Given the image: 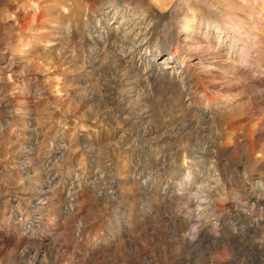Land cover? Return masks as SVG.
Masks as SVG:
<instances>
[{
    "label": "rangeland",
    "instance_id": "obj_1",
    "mask_svg": "<svg viewBox=\"0 0 264 264\" xmlns=\"http://www.w3.org/2000/svg\"><path fill=\"white\" fill-rule=\"evenodd\" d=\"M255 198L264 0H0V236L22 242L0 264H53L49 234L72 246L55 264H264ZM196 213L213 238L188 247Z\"/></svg>",
    "mask_w": 264,
    "mask_h": 264
},
{
    "label": "bare ground",
    "instance_id": "obj_2",
    "mask_svg": "<svg viewBox=\"0 0 264 264\" xmlns=\"http://www.w3.org/2000/svg\"><path fill=\"white\" fill-rule=\"evenodd\" d=\"M146 11H147V9H146ZM147 12H149V14L151 15L152 14V12L151 11H147ZM184 24H188V22L186 21V22H184ZM189 25V24H188ZM186 26L184 29H185V33H184V37L181 39V40H178V38H176L178 41H179V43L183 46V49H184V51H185V53L186 54H188V53H190V51L192 50L191 48V46L189 45V46H186V44H187V41H190V36H191V34H192V29H191V27L190 26ZM138 43L139 42H137V44L136 43H134V44H131L130 45V47H132V48H134V47H136L137 45H138ZM162 51H158V52H152V53H150L149 55H148V57H146V65H145V67H144V69H143V71H142V74L144 73V74H147V75H153L154 77H156L157 78V80L159 81V80H161L162 78H165L166 76H168L166 73H165V69H168V65L169 64H173L174 63V58L173 57H167V62H158V61H160V57H161V55H162ZM197 64H200V62H198ZM170 67V66H169ZM179 70H180V72L184 75L187 71H188V69L190 68V64L189 65H187L186 63H185V61H182L181 62V64L179 65ZM140 71V70H139ZM141 73V72H140ZM150 75V76H151ZM146 76V75H145ZM185 77V76H184ZM155 78V79H156ZM157 82V81H156ZM201 113L203 114V116L204 117H206L207 116V114L209 113L208 112V110L206 109V108H203V109H201ZM145 185V184H144ZM155 185V184H154ZM154 185L153 184H150L149 185V187H148V189L149 190H154ZM143 186V185H142ZM146 188V187H145ZM148 190V191H149ZM156 191V190H155ZM163 194V193H162ZM262 199V198H261ZM261 199L259 200V199H256L255 198V200H254V202H257V203H260L262 206H263V208H264V202L263 201H261ZM70 202H71V199L69 200ZM262 210V209H261ZM260 210V211H261ZM261 213H264V211L262 212L261 211ZM260 213V216H263V214H261ZM151 217H152V215H150ZM240 216H242V218H244L245 220H250V214L249 215H242V214H240V213H238L237 214V218L239 217L240 218ZM259 216V217H260ZM192 217H193V215H192ZM42 219L41 218H37V221H41ZM154 220V219H153ZM203 220H204V218L202 217V215H198L197 213H196V215H195V224H198L199 226H200V228H199V230L198 231H195L194 229L193 230H191L190 232H188L186 235H185V241H186V244L188 245V247L190 246H192L193 244H194V242H196L197 240H199L198 242H202V241H206V240H208V239H210V238H213L210 234H209V232H208V229H203L204 228V226H203ZM148 221H149V219H148ZM206 221V220H205ZM156 222V221H155ZM259 222H263L262 223V226L264 227V221H259ZM260 223V224H261ZM28 224V225H27ZM27 224H25V222H22L21 221V223H20V227H23V229L24 230H26V231H30L31 230V227H32V224L31 223H27ZM214 224V223H213ZM153 225V224H152ZM145 227H143V230H142V232H145V233H148L149 232V236H150V238L154 241V240H156V237H157V232H156V229L153 227V226H151V225H144ZM216 227H217V225H215ZM214 227V226H213ZM223 227H225V226H223ZM212 228V227H211ZM252 229V228H251ZM160 231V230H159ZM124 234V233H123ZM126 234V233H125ZM124 234V235H125ZM127 236V235H126ZM149 238V237H148ZM62 239H63V237H62ZM31 240H33V239H31ZM30 240V241H31ZM47 243H46V249L45 250H43V254L46 256V257H48V258H50V260H52V263L53 264H55V263H57L59 260H61L65 255L63 254V252H59L57 249H56V247H60L65 253L67 252V251H70V249L72 248V246L70 247V243L69 244H64V245H60V244H56L55 245V242H56V239H55V237H54V235H50L49 234V236L47 237ZM127 240V239H126ZM136 240V239H135ZM28 241V240H27ZM35 240H33V242H34ZM236 241V240H235ZM0 242L1 243H3V244H9V245H11V246H13V248L14 249H16V248H19V246H21V241H16L15 243H12L11 242V240L9 239V238H7V237H3V236H0ZM36 242V241H35ZM35 242L33 243V244H35ZM39 244H41L42 243V241L40 240V241H37ZM61 242V241H60ZM135 242V241H134ZM137 242V241H136ZM26 243V242H25ZM138 243V242H137ZM158 243H159V241H158ZM162 243V242H161ZM237 243H238V241H237ZM134 244H136V243H134ZM134 244H133V246H134ZM155 244V243H154ZM157 244V243H156ZM236 244V243H235ZM240 244V243H239ZM117 245V244H116ZM139 246V245H138ZM169 246V245H168ZM239 246V245H238ZM252 246V245H251ZM27 248V247H26ZM119 247H117V249H118ZM132 249V248H131ZM73 250V249H72ZM121 250V249H120ZM133 250V249H132ZM61 251V250H60ZM258 251H261L260 250V248L259 247H257V246H252L251 247V252L254 254V257H256L257 258V256H258ZM40 251H39V248H35L34 249V251H33V255L34 256H37V254L39 253ZM115 252V251H114ZM120 252V251H119ZM128 253H130V252H128ZM142 253V252H141ZM140 253V254H141ZM112 254V253H111ZM117 254H118V252H117ZM139 254V255H140ZM119 255H120V253H119ZM144 255V254H143ZM107 256V255H106ZM117 256V255H116ZM134 256H135V254H134ZM150 256V255H149ZM122 257H124V256H122ZM69 262H71V264H74V261H76L77 262V264H82V260L81 259H79V255H78V253L75 251V249L73 250V251H71V254L69 255ZM98 258V257H97ZM112 258V257H111ZM133 258V257H132ZM35 259H36V257H35ZM101 259H102V257H101ZM141 259V258H140ZM262 259V258H261ZM99 260V259H98ZM133 260V259H132ZM137 260H139V259H137ZM256 261V260H255ZM60 262V261H59ZM32 264V263H31ZM147 264V263H146ZM177 264H180V263H177Z\"/></svg>",
    "mask_w": 264,
    "mask_h": 264
}]
</instances>
